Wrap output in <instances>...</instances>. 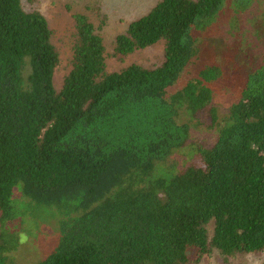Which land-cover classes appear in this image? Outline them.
Here are the masks:
<instances>
[{
	"label": "trees",
	"instance_id": "16d2710c",
	"mask_svg": "<svg viewBox=\"0 0 264 264\" xmlns=\"http://www.w3.org/2000/svg\"><path fill=\"white\" fill-rule=\"evenodd\" d=\"M227 9L263 51L223 113L226 68L185 76L199 35ZM74 21L71 71L57 89L48 19L23 0H0V264H18L21 239L50 223L54 249L20 264L264 255V0H161L113 39L111 55L105 16ZM161 43L154 66L108 69L109 56L124 61Z\"/></svg>",
	"mask_w": 264,
	"mask_h": 264
},
{
	"label": "rangeland",
	"instance_id": "374dc122",
	"mask_svg": "<svg viewBox=\"0 0 264 264\" xmlns=\"http://www.w3.org/2000/svg\"><path fill=\"white\" fill-rule=\"evenodd\" d=\"M160 1L161 0H23L24 6L28 10L33 7H38L48 19L55 32L54 43L61 56V63L55 74V85L57 89L62 88L66 76L71 71L75 34L74 15L80 13L88 14L96 24H100V17L105 16L107 18V24L104 27L102 35L105 38V44L111 55L113 39L117 35L125 32L130 22L149 14ZM95 9H98L99 12L96 13ZM227 12L226 14L220 15L208 31L199 35L200 58L185 76V79H188L189 77L191 78L197 75L198 71L203 67V64H212L226 68L228 71L227 78L223 80L220 86L223 97H221L222 101L219 107L223 113L231 102L230 96H233L232 92L233 88L236 87V83L241 84L244 75L254 66L256 58H259L263 51L262 49L254 47V45H250L249 47L247 37H244L247 25L244 24V27L238 26L234 29L231 24L232 20L230 21V9H227ZM256 19H259V17ZM250 33L252 36L254 35L251 31ZM248 38L250 41L253 39L256 40L254 37L248 36ZM163 52L164 44L161 43L145 51L138 52L124 61H119L115 57L109 56L108 69L111 71L120 70L123 67L135 63H141L145 66H154L160 62ZM229 72L231 74L234 73L232 74V80L230 79ZM199 134L200 132L198 135ZM207 137L210 136L202 134V138ZM196 141V145L201 143V140ZM186 152L187 150L179 151L175 154L174 158L180 160L182 159L181 156ZM42 213H44L43 218L47 219L49 217L45 211H42ZM45 227L47 228L41 229V232L39 229L37 230L35 228L33 233H27V240L21 237V240H23L21 243L22 245L13 255L18 264H20L19 261L23 263L25 259L29 262H37L39 259L43 258L47 252L50 253L54 249L55 245H53V243L55 242L57 232L54 230L51 223L47 224ZM210 231L211 234H213L214 224L210 225ZM21 258L23 260H21ZM225 258L230 257H223L218 252H212L202 258L198 264H264V255L239 256L238 259H229L228 261L225 260Z\"/></svg>",
	"mask_w": 264,
	"mask_h": 264
}]
</instances>
